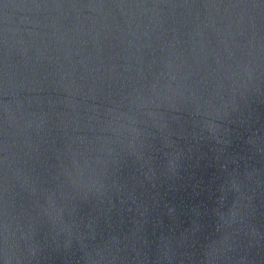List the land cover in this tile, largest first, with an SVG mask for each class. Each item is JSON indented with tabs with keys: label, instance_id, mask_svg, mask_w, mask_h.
<instances>
[{
	"label": "water",
	"instance_id": "water-1",
	"mask_svg": "<svg viewBox=\"0 0 264 264\" xmlns=\"http://www.w3.org/2000/svg\"><path fill=\"white\" fill-rule=\"evenodd\" d=\"M5 141L20 264H204L210 244L214 264H264L237 235L264 234V6L3 0ZM234 205L244 223L218 231Z\"/></svg>",
	"mask_w": 264,
	"mask_h": 264
},
{
	"label": "clouds",
	"instance_id": "clouds-1",
	"mask_svg": "<svg viewBox=\"0 0 264 264\" xmlns=\"http://www.w3.org/2000/svg\"><path fill=\"white\" fill-rule=\"evenodd\" d=\"M5 8H8V5H5ZM5 111H7V105H5ZM206 127L209 131L214 132L216 126L214 124L208 123ZM7 136V132H5V137ZM3 151L5 155L0 157V165L3 166L5 170V177H7V173L9 170L10 161L7 155V143L5 141ZM87 166V162H85V167ZM84 188L88 190V192L93 195L102 196L105 192L104 183L94 177H89L86 181H81ZM231 188L237 193L240 192V186L235 181H232ZM6 191V188H5ZM220 218V223L217 225V230L221 231L222 229L231 228L234 224H243L244 216L238 210L236 205L233 206L232 209H229L227 213L218 212L217 213ZM11 225L9 221V213L7 208V203L5 202L4 207L0 210V264H20V259L15 255L12 251L9 240L13 233L10 231ZM237 235H241L243 237H250L248 240V245L251 247L254 243L257 244L264 239V234H262L257 227L253 225H247L245 229L239 230ZM228 239L227 235L224 236L223 240L226 241ZM209 249L212 251H206L204 254V264H214L215 256H214V246L209 245ZM231 249V246H228ZM235 250V249H231ZM246 256L241 255L239 264H246Z\"/></svg>",
	"mask_w": 264,
	"mask_h": 264
},
{
	"label": "snow or ice",
	"instance_id": "snow-or-ice-1",
	"mask_svg": "<svg viewBox=\"0 0 264 264\" xmlns=\"http://www.w3.org/2000/svg\"><path fill=\"white\" fill-rule=\"evenodd\" d=\"M259 4L264 6V0H258ZM0 3H3V0H0Z\"/></svg>",
	"mask_w": 264,
	"mask_h": 264
}]
</instances>
